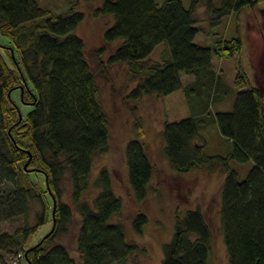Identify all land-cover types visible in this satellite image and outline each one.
<instances>
[{"label":"trees","instance_id":"obj_1","mask_svg":"<svg viewBox=\"0 0 264 264\" xmlns=\"http://www.w3.org/2000/svg\"><path fill=\"white\" fill-rule=\"evenodd\" d=\"M216 1L193 0L186 7L182 0H102L94 9L95 16L112 20L103 32L104 43L121 41L107 63L127 64L130 78L136 80L126 100L153 94L161 99L163 151L176 173L214 163L216 157L207 156L204 144L197 141L200 118L193 113L191 98L206 89L208 96L223 100L226 95H215L223 81L213 58H232L243 46L239 37L221 38L211 47L197 44L198 8L203 5L208 16L219 22L251 8L260 19L256 21L252 13L250 29L264 26V7H257L264 0H219V6ZM84 19L83 11L71 8L57 13L40 0H0V34L9 40L2 47L11 62L0 53V221L25 220L14 232L0 233V264L21 259L28 264H127L137 251L128 242L124 224L115 220L122 202L108 169H101L93 182L98 189L94 201L83 200L94 159L110 145V123L99 99L100 86L86 55V43L75 33ZM102 53V47L95 50L100 65ZM258 63L264 69L262 61ZM182 73L194 75L195 80L184 84ZM234 87L238 91L232 110L217 112L216 122L233 142L229 158L254 164L244 179L237 170L225 169L221 231L227 264H264V90L251 84L241 66ZM16 90L21 103L30 107L27 113L13 98ZM199 102L201 108L203 101ZM137 128L136 137L126 145V161L130 186L136 199L143 201L155 169L142 141L143 130ZM65 175L71 180L72 202L81 217L80 260L64 245L54 243L73 216L72 206L61 200ZM38 177L44 179L45 187ZM36 204L41 211L36 224L29 225L27 218ZM48 222L51 231L28 245ZM147 222L145 214L135 216L138 235ZM213 251V232L204 212L190 209L177 216L161 264H211Z\"/></svg>","mask_w":264,"mask_h":264},{"label":"rangeland","instance_id":"obj_2","mask_svg":"<svg viewBox=\"0 0 264 264\" xmlns=\"http://www.w3.org/2000/svg\"><path fill=\"white\" fill-rule=\"evenodd\" d=\"M156 1L163 3L165 0ZM192 1L182 0L186 7H189ZM101 2L102 0H40L42 6L49 7L57 13H67L71 8L84 12L85 19L75 33L81 36L86 43V55L100 86L99 99L109 118V150L95 157L90 176V187L83 194V200L89 203L94 201L98 189L93 182L101 169H108L114 190L122 202V207L115 215V220L124 224L128 242L135 245L137 249L127 259V264H161L163 248L172 239L177 216L184 214L187 210L197 208L204 212L213 232L214 251L211 264H227L226 247L220 223V192L225 178V169L229 167L237 170L240 179H244L254 163L251 160L239 163L229 158L233 142L220 132L216 122V113L233 108L238 91L234 87V80L239 66L247 73L253 86L264 90V73L261 74L264 69L260 68L261 64L258 63L262 61L264 65V26L257 27V31L251 30L248 26L252 13L257 15L256 21H259L260 16L255 13V10L244 8L239 13L223 17L219 22L215 17L211 19L208 16L203 5L198 8L197 15L201 21V30L195 38L197 44L211 47L216 46V41L221 38L239 37L243 46L242 50L232 58H213L214 69L224 83V86L223 83L219 85L215 95L216 97L226 95V97L223 100H217L215 96H208L204 89L201 95L191 98L193 113L202 120L199 119L200 137L197 141L204 144L207 156L216 157L214 163L211 167L203 166L187 173H176L163 151L162 130L165 116L161 99L153 94L144 96L138 101L126 100L127 94L136 84V80L131 79L128 74L129 66L123 63H107L108 56L115 51L121 41L113 44L104 43L103 32L112 20L110 16L94 15V9ZM215 3L217 6L220 5L219 0ZM257 7H264V3H259ZM8 42L9 40L0 34V53L11 63L2 47ZM101 47L103 53L100 59L103 65H100L95 55V50ZM194 80V75L182 73L184 84ZM13 98L20 107H23L25 113L30 110L29 106L21 103L19 90L14 91ZM201 100L203 101L202 109L198 107ZM140 126L143 130L142 141L146 145L147 153L155 169L148 188V195L143 201L136 199L130 186L126 161V145L136 137L139 129L137 127ZM38 181L45 187L42 177H38ZM60 189L61 200L72 206L73 216L65 233L57 234L54 243L64 245L72 257L80 260L77 238L81 217L72 202V183L69 176H64ZM53 205H55L54 199ZM40 209L39 204H36L27 218L29 225L36 224ZM138 213L145 214L148 219L141 235L135 232L133 226L134 218ZM24 222L25 220L21 217L13 221H0V233H12ZM51 228V222L41 226L31 237L28 245L37 243L51 231ZM19 261L20 264H28L25 259ZM19 261H15L14 264H18Z\"/></svg>","mask_w":264,"mask_h":264},{"label":"water","instance_id":"obj_3","mask_svg":"<svg viewBox=\"0 0 264 264\" xmlns=\"http://www.w3.org/2000/svg\"><path fill=\"white\" fill-rule=\"evenodd\" d=\"M54 202H55V205H54V210H53V216H54V214H55V210H56V200L54 199Z\"/></svg>","mask_w":264,"mask_h":264}]
</instances>
